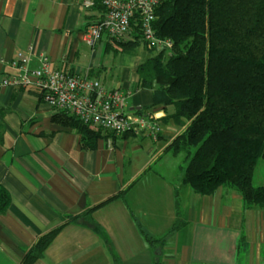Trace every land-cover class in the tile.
<instances>
[{
    "label": "crops",
    "instance_id": "1",
    "mask_svg": "<svg viewBox=\"0 0 264 264\" xmlns=\"http://www.w3.org/2000/svg\"><path fill=\"white\" fill-rule=\"evenodd\" d=\"M83 1L0 0V187L11 195L0 216V264H21L67 216L95 207V225L66 226L35 264H264V209L246 208L233 190L198 196L182 185L185 155L167 148L183 128L168 125L157 142L128 134L85 150L81 134L53 120L59 111L41 93L1 86L20 52L32 54L34 69L46 53L54 69L101 75L100 53L90 52L83 37L102 18V8L99 0L88 9ZM128 77L108 88L129 94V113L151 106L152 91ZM253 183L264 186V160ZM122 191L124 199L104 204ZM177 194L184 226L171 232L179 220ZM149 237L162 241L152 246Z\"/></svg>",
    "mask_w": 264,
    "mask_h": 264
},
{
    "label": "trees",
    "instance_id": "2",
    "mask_svg": "<svg viewBox=\"0 0 264 264\" xmlns=\"http://www.w3.org/2000/svg\"><path fill=\"white\" fill-rule=\"evenodd\" d=\"M97 6L105 12L100 0ZM154 28L159 37L172 40V49L149 48L136 23L128 39L105 38L109 48L114 42L121 53L134 54L145 45L149 57L134 72L137 87L152 91L153 103L142 110L174 108L163 122L183 128L167 148L185 155L182 185H190L198 196H213L220 188L233 190L246 208L264 209V186L253 183L257 165L264 160V0H162ZM53 120L81 134L85 150L97 149L100 139L114 144L119 138L83 124L69 112L59 111ZM125 194L122 191L104 204L124 199ZM177 198L179 220L171 232L184 226L179 194ZM10 204L11 195L1 186L0 216ZM96 209L67 216L62 226L26 251L21 264L45 258L66 226L95 225ZM161 241L148 238L152 246Z\"/></svg>",
    "mask_w": 264,
    "mask_h": 264
},
{
    "label": "built area",
    "instance_id": "3",
    "mask_svg": "<svg viewBox=\"0 0 264 264\" xmlns=\"http://www.w3.org/2000/svg\"><path fill=\"white\" fill-rule=\"evenodd\" d=\"M162 0H101L105 8L102 18L91 22L84 41L92 48L107 39H128L136 23L146 45L157 51L173 48L171 39L159 37L154 28L156 8ZM85 8L95 5L84 0ZM32 54L20 52L2 76L6 88H32L43 94L44 101L57 111L74 115L83 124L103 134L123 136L132 134L157 142L163 135V112L145 110L125 113L129 94L110 89L100 80L88 76L65 73L54 69L46 53L37 56L38 67L31 66ZM113 144L111 139H107Z\"/></svg>",
    "mask_w": 264,
    "mask_h": 264
},
{
    "label": "rangeland",
    "instance_id": "4",
    "mask_svg": "<svg viewBox=\"0 0 264 264\" xmlns=\"http://www.w3.org/2000/svg\"><path fill=\"white\" fill-rule=\"evenodd\" d=\"M112 44L113 47L109 48L104 37L102 43L98 44L95 49L87 45V48H89L90 52L93 53V50H95L97 53H100L98 64L103 67L101 75L98 74V76L95 73L93 78H97L102 81L106 87H110L112 85H114L113 87H116L119 81L124 80L126 73L129 75V81L133 78L138 81V76L134 72L135 68L138 64L146 62L147 58L149 57V53H147L145 45L142 44L140 47H138L134 54H128L117 52L116 44H114V42ZM86 64L89 65V61L86 62ZM168 111L171 113L174 111V108L168 107ZM125 113H129V110L125 109ZM168 125L175 126L173 123L163 124L164 130Z\"/></svg>",
    "mask_w": 264,
    "mask_h": 264
}]
</instances>
